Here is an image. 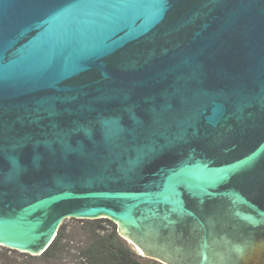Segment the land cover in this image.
<instances>
[{"label":"water","instance_id":"95a60500","mask_svg":"<svg viewBox=\"0 0 264 264\" xmlns=\"http://www.w3.org/2000/svg\"><path fill=\"white\" fill-rule=\"evenodd\" d=\"M67 217L264 264V0H0V245Z\"/></svg>","mask_w":264,"mask_h":264},{"label":"trees","instance_id":"16d2710c","mask_svg":"<svg viewBox=\"0 0 264 264\" xmlns=\"http://www.w3.org/2000/svg\"><path fill=\"white\" fill-rule=\"evenodd\" d=\"M85 244L78 248V264H142L140 256L122 240L117 225L108 218L78 219ZM66 226L61 225L51 244L39 255L23 252L30 258L44 262L56 261L64 256L67 247ZM16 253L17 250L5 247Z\"/></svg>","mask_w":264,"mask_h":264},{"label":"rangeland","instance_id":"374dc122","mask_svg":"<svg viewBox=\"0 0 264 264\" xmlns=\"http://www.w3.org/2000/svg\"><path fill=\"white\" fill-rule=\"evenodd\" d=\"M82 224L83 222H80L78 218L67 217L62 220L61 225H65L67 228V250L64 256L56 261L46 263L36 258H30L20 251L16 253L9 252L5 250L4 246L0 245V264H78L80 260V258H78V248L85 244V235L79 228ZM122 240L132 251L136 252L141 257L140 261L142 264H161L154 259L141 255L128 238H122Z\"/></svg>","mask_w":264,"mask_h":264},{"label":"flooded vegetation","instance_id":"af4514ba","mask_svg":"<svg viewBox=\"0 0 264 264\" xmlns=\"http://www.w3.org/2000/svg\"><path fill=\"white\" fill-rule=\"evenodd\" d=\"M179 231H181V230H179ZM187 231V229L185 230V232ZM166 235H164L163 234V237H165ZM181 236V235H180ZM123 239H125L124 237H122ZM193 239V238H192ZM164 239L163 238H161L160 240H159V242L157 243L158 244V246H160L159 248L161 249L162 248V246H164ZM161 251V250H160ZM162 253V252H161ZM163 255H165L164 253H162ZM145 257H147V258H151V259H154V260H156V261H158L159 263H161V264H168L167 262H165L163 259L161 260V259H159V258H156V257H154V256H152V255H146ZM171 263H173V262H171ZM178 264H180V263H178Z\"/></svg>","mask_w":264,"mask_h":264}]
</instances>
